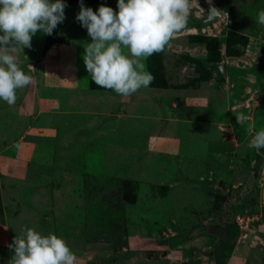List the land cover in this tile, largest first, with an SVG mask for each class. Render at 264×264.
Returning <instances> with one entry per match:
<instances>
[{"label":"rangeland","instance_id":"obj_1","mask_svg":"<svg viewBox=\"0 0 264 264\" xmlns=\"http://www.w3.org/2000/svg\"><path fill=\"white\" fill-rule=\"evenodd\" d=\"M209 2L221 16L200 24ZM79 8L66 0L52 34L15 47L32 80L0 100V264L26 227L61 236L75 264H264V148L249 147L264 129V0H189L130 95L91 80Z\"/></svg>","mask_w":264,"mask_h":264},{"label":"clouds","instance_id":"obj_2","mask_svg":"<svg viewBox=\"0 0 264 264\" xmlns=\"http://www.w3.org/2000/svg\"><path fill=\"white\" fill-rule=\"evenodd\" d=\"M75 19L91 41L84 64L96 85L130 95L154 79L144 71L142 58L162 50L174 32L182 30L189 15V0H116V8L100 4L95 10L79 0ZM66 0H0V100L12 105L16 91L32 77L18 63L15 47H31L40 31L52 34L65 19ZM256 21L264 24V10ZM127 49V52L124 51ZM249 147L264 148V129L250 136ZM10 264H75V254L55 233L26 227L9 244Z\"/></svg>","mask_w":264,"mask_h":264},{"label":"water","instance_id":"obj_3","mask_svg":"<svg viewBox=\"0 0 264 264\" xmlns=\"http://www.w3.org/2000/svg\"><path fill=\"white\" fill-rule=\"evenodd\" d=\"M219 16H221L219 8H217V6L213 2H209L204 16L200 19V24H209L216 20ZM211 67L218 74L224 73V66L222 63L211 64ZM222 228L223 231L221 232V235L225 233V226H222Z\"/></svg>","mask_w":264,"mask_h":264},{"label":"trees","instance_id":"obj_4","mask_svg":"<svg viewBox=\"0 0 264 264\" xmlns=\"http://www.w3.org/2000/svg\"><path fill=\"white\" fill-rule=\"evenodd\" d=\"M225 226V232H228L229 235H231V237H233L235 235V231H237V225L236 224H226ZM221 227V226H219ZM210 229H212V227H206L205 230L210 231ZM221 229V228H220ZM212 231V230H211Z\"/></svg>","mask_w":264,"mask_h":264},{"label":"built area","instance_id":"obj_5","mask_svg":"<svg viewBox=\"0 0 264 264\" xmlns=\"http://www.w3.org/2000/svg\"><path fill=\"white\" fill-rule=\"evenodd\" d=\"M263 201H264V199H263ZM245 220V216H243V215H240V214H237L236 216H235V223L238 225V226H241V224H243L244 221Z\"/></svg>","mask_w":264,"mask_h":264},{"label":"crops","instance_id":"obj_6","mask_svg":"<svg viewBox=\"0 0 264 264\" xmlns=\"http://www.w3.org/2000/svg\"><path fill=\"white\" fill-rule=\"evenodd\" d=\"M187 102V101H186ZM203 115V114H202ZM103 119V118H102ZM106 120H102V122H105Z\"/></svg>","mask_w":264,"mask_h":264},{"label":"flooded vegetation","instance_id":"obj_7","mask_svg":"<svg viewBox=\"0 0 264 264\" xmlns=\"http://www.w3.org/2000/svg\"><path fill=\"white\" fill-rule=\"evenodd\" d=\"M227 233V232H226Z\"/></svg>","mask_w":264,"mask_h":264}]
</instances>
